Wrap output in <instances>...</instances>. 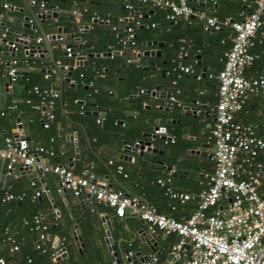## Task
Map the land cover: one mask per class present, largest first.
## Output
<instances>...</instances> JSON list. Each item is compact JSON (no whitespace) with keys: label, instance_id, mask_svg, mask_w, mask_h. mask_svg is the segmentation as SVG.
Masks as SVG:
<instances>
[{"label":"crops","instance_id":"0c3cea01","mask_svg":"<svg viewBox=\"0 0 264 264\" xmlns=\"http://www.w3.org/2000/svg\"><path fill=\"white\" fill-rule=\"evenodd\" d=\"M44 1L49 9L57 12L56 19L46 20L41 25L44 34L49 38L57 29L63 31L62 42L49 40L50 50L44 45L40 28H31L34 22L26 26L25 18L33 21L27 9L30 4L24 0H0V5L11 6L4 11L3 24L13 32L9 40L17 42L19 50L15 57L20 70L18 79L9 83L3 63L9 57L8 49L0 44V111H5V116L0 118V147L4 138L14 136L19 119L22 125L18 136L23 137L30 151L35 153L36 148L42 147L53 152L52 156L36 154L37 159L49 165L69 167L75 175L87 171L111 190L137 197L172 219L184 220L197 208L198 196L205 189L202 174L214 170L210 160L213 146L208 136L214 125L217 87L210 76L220 70L219 59L230 49L228 30L205 35L196 29L197 23L193 21H165L161 12L150 5H136L135 13H129L123 9L121 0ZM188 1L206 16L212 13L210 2H217ZM239 1L243 8H253V0ZM218 7L216 3L215 9ZM74 9L79 12L77 16L72 14ZM239 13H235L236 18ZM93 14L106 22H92ZM138 15H142L144 27H139L142 31L135 30L133 38L139 43L120 44L118 38L127 37L125 28L132 25L131 17ZM150 23H154L155 28H149ZM263 33L264 28L256 33L252 51L260 57L246 70L248 77L264 72ZM29 36L34 39H28ZM170 37H176V42L170 41ZM37 38L42 39L40 44L34 43ZM84 39L90 43L85 49L90 50L91 57L80 47ZM19 40L38 47L39 56L25 58V48ZM68 46L75 49L78 57L85 58V65H76L75 57H66L64 47ZM183 48L188 56L182 61L194 74L178 78L172 69ZM158 51L159 56L155 55ZM108 52L109 56L102 57ZM151 52L154 55L150 56ZM60 67L64 72L71 68L70 77L61 74ZM169 71L171 73L166 75ZM82 72L87 77L85 81L80 77ZM196 75L201 79L197 80ZM26 77H30L29 82L23 80ZM34 86L41 91L58 93L54 121L48 129L42 127L40 114L34 109L40 101L30 93ZM91 92L97 94L95 103L87 105L88 109L81 115L79 106L85 104ZM154 92L157 95H153ZM170 97H174L179 106L172 103ZM26 100L31 104H26ZM9 106L16 109H8ZM192 109L196 110L195 118L189 114ZM234 118L259 133L264 126V96H250ZM97 119L101 121L97 123ZM156 128H164L175 142L164 144L159 138L151 142L148 135H153ZM135 141L149 142L155 151L133 153L125 149L126 144ZM131 157L134 162L130 161ZM258 160L264 163L262 156ZM117 166L122 167L125 176L117 172ZM171 170L175 173L171 174ZM167 189L190 195L191 199L174 200ZM40 190L44 192L33 199L32 195ZM5 192L21 196L22 200L3 202ZM224 205L225 201L219 204ZM38 213L45 217L49 241L59 239L65 248V254L55 262L48 254L35 249L38 236L30 231L29 223ZM143 233L150 236L153 232L129 211L119 219L113 217L112 210L105 204L93 202L86 194L75 197L68 192L61 196L55 178L42 177L34 168L29 175L17 166L6 176L5 162L0 161V258L5 262L111 264L117 255L121 264H148L152 255L160 262L171 258V248L178 241L176 235L157 232L151 250ZM8 237L14 244L7 241ZM12 245L18 247L13 253L9 251ZM125 252L132 253L129 260ZM28 259L31 261L27 262Z\"/></svg>","mask_w":264,"mask_h":264},{"label":"built area","instance_id":"2783aa9c","mask_svg":"<svg viewBox=\"0 0 264 264\" xmlns=\"http://www.w3.org/2000/svg\"><path fill=\"white\" fill-rule=\"evenodd\" d=\"M121 2L123 9L129 13H135L136 5H150L162 12L165 20L171 23L181 19L196 20L208 33L228 30L227 40L230 42V49L219 59L221 69L214 76H210L215 80L217 87L214 125L208 136L213 146L210 160L214 170L210 174H202L205 189L198 196L197 208L184 220L177 221L158 213L155 207L137 197L123 191L111 190L87 171L75 175L69 167L49 165L44 160L37 159L36 154L52 156L51 150L38 147L34 153L28 149L23 137L18 136L21 121L16 122L17 130L14 136L4 138L3 146L0 147V161L5 162L6 176H10L17 166L34 168L42 177H54L58 192L65 190L75 197L86 194L93 202L105 204L110 208L113 217L123 219L129 211L133 217L147 224L153 233L161 232L178 237L177 243L171 248L169 260L160 262L152 255L148 264H264V163L258 160L260 156L264 158V126L258 133L251 125L237 123L234 118L235 113L242 110L250 96H264V72L254 78L246 75V70L260 57L252 52V48L256 33L264 28V0H253V8L247 6L246 11L239 13L238 19L227 17L223 21H219L213 15L206 16L192 7L188 0H121ZM29 4L36 9V15L42 16L51 11L44 0H29ZM215 6L214 2L212 12L215 11ZM10 8L7 3L0 5V44H5L8 49L9 57L3 63L8 82L14 83L20 76L18 58L15 57L19 48L16 41L9 40L13 32L3 24L4 11ZM72 14L77 16L79 12L74 9ZM141 18L142 15L131 17L132 25L126 26L127 37H120V44L135 45L134 27H144ZM91 21L106 22L96 14L92 15ZM28 23L32 24L33 21L30 19ZM148 26L155 28V24ZM81 30L84 31V28ZM62 40L63 37L58 39L59 42ZM41 41V38H37L34 43L40 44ZM84 44V41H81L80 47ZM29 47L25 48V58L30 55ZM64 51L68 58L78 56L71 46L64 47ZM37 53L32 56H39ZM186 57L187 51L183 48L172 69L178 78L194 74L192 68L182 61ZM262 57L264 58V53ZM170 73L171 71L166 72V75ZM196 79L200 80L201 76L196 75ZM30 93L39 97L40 101L34 109L40 114L42 127L48 129L50 123L54 121L53 109L58 93L41 91L36 86ZM170 101L178 105L174 97H170ZM26 104H31V101L26 100ZM12 108L16 109V106L8 107ZM4 116L5 111H0V118ZM100 121L101 119H98L96 122ZM155 138L163 140L164 144L175 142L172 136L162 133L160 129L153 131L151 142ZM140 146V141H135L124 147L129 152L139 153ZM148 148L153 149L151 143ZM130 161L134 162V158L131 157ZM116 169L119 174L124 175L121 166H117ZM174 173L175 171L171 170V174ZM166 181L169 183L170 179ZM43 192V190L35 192L32 198L36 199ZM167 193L179 202L191 199L190 195L176 194L170 189H167ZM15 200L20 201L22 197L5 192L3 202ZM221 201H225L224 206H219ZM45 221V217L40 213L32 218V230L38 233L35 249L43 254L49 253L55 262L66 251L59 239L56 242L49 241L48 225ZM7 241L14 244L9 237ZM17 249L16 245H12L9 251L13 253ZM131 256L132 253L128 252L126 259L129 260ZM0 264L9 263L0 258ZM111 264L121 263L113 260Z\"/></svg>","mask_w":264,"mask_h":264},{"label":"water","instance_id":"95a60500","mask_svg":"<svg viewBox=\"0 0 264 264\" xmlns=\"http://www.w3.org/2000/svg\"><path fill=\"white\" fill-rule=\"evenodd\" d=\"M192 1H195V0H192ZM24 2L28 4V3H29V0H24ZM27 9L29 10V13H31V16L33 17L32 19H33V22H34V23H33V26H31V28H34V27H38V28H40V30H41V34L43 35V36H42V37H43L42 39H43L44 45L46 46L47 49L50 50L49 40H58L60 37H63V35H62V32H63V31L59 28V29H57V33H56L55 35L50 36L49 38H47V36L44 34V32H43V30H42L41 25H42L46 20L56 19V18H57V12L51 10V11L47 12L46 14L40 16V15H36V12L34 11V9H33L32 7H30V8L27 7ZM29 20H30V19H29ZM29 20H28V18H25V21H27V22H26V23H27L26 26H28V21H29ZM15 36H16V35H14V37H15ZM28 39H34V38L31 37V36H29ZM19 43L22 44V45L24 46V48H27V47L30 46L29 49H30V55H31V56H32V54H34L35 52H39V51H38V47H36V46H32V45L30 44V42L27 41V40H19ZM86 53H87V57H91V56H92V55L90 54V50H86ZM109 55H110V53L108 52L107 54H103L102 57H103V56H109ZM144 55L146 56L147 53H145ZM149 55H150V56L154 55V52H151ZM155 55H158V56H159V51H158V52H155ZM74 57L78 60V64L76 63V65H85V64H86V63H85V58H84V57H78V56H74ZM138 57H140V54H138ZM58 71H59L61 74H66L68 77H70V75H71V68L68 69V72H64V68L60 67ZM68 81H70V80H68ZM71 87H73V85H71ZM155 91H158V88L155 89ZM153 95H157V94H155V92H154ZM166 97L169 99V94H167ZM186 109H187V108H185L184 110L186 111ZM188 113H189V112H188ZM188 113H187V114H188ZM189 114L192 115L193 118H195L196 115H197L195 109H192V110H191V113H189ZM18 121H20V120L18 119L17 122H18ZM156 129H160L162 133L166 134V131H165L164 128H156ZM167 135H168V134H167ZM148 136H149L150 138L153 137V135H148ZM169 136H170V135H169ZM140 143H141V146H140V148H139L140 153L143 152L144 150H146V151H148V150L155 151L154 149H150V148H148V147H149V144H150L149 142H143V141H140ZM22 170L25 171L26 173H28V174L30 175V174H31V170H32V168H31V167H22ZM13 172H14V170H13ZM31 177H32V179H33V176H31ZM46 177H47V176H45V178H46ZM42 180H43V179H42ZM59 193H60L61 196H63V195H65V194H67L68 192L65 191V190H62V191L59 192ZM107 223H109V222H107ZM143 235H144V238H145L147 244L149 245L150 249L152 250V245H154L155 240H156L157 237H158V233H157V232H154V233H152L150 236H147L145 233H143ZM125 253L127 254L128 252H125ZM146 259H147V258H146ZM114 260H115L116 262H118V263H121V261L118 259L117 255L115 256V259H114Z\"/></svg>","mask_w":264,"mask_h":264},{"label":"trees","instance_id":"16d2710c","mask_svg":"<svg viewBox=\"0 0 264 264\" xmlns=\"http://www.w3.org/2000/svg\"><path fill=\"white\" fill-rule=\"evenodd\" d=\"M217 6H219L218 8H216L215 9V11L214 12H212L211 13V15H213V16H215L219 21H223L225 18H227V17H232V18H234V19H238V17L236 18V16H235V13L236 12H243V11H246L247 10V8H243L242 7V5H241V1H239V3H238V0H217ZM189 4L192 6V7H194L195 8V6L193 5V4H191L190 2H189ZM210 5H211V9L213 8V6H214V3L213 2H210ZM221 7H222V9H221ZM155 10H157V9H155ZM157 12H160V11H158L157 10ZM161 14H162V16L164 17V14L161 12ZM234 15V16H233ZM165 19V18H164ZM166 21V20H165ZM193 21V23L195 22V23H197V27H196V29L197 30H199V31H201L203 34L205 33V35H207V33L208 32H206V31H204L203 30V28L200 26V24L198 23V22H196V20H192ZM168 22V21H167ZM170 23V22H169ZM151 24H154V23H150L149 25H151ZM156 26V25H155ZM149 27V26H148ZM150 28V27H149ZM139 31V30H141L142 31V28H139V27H134V31ZM224 30V29H223ZM221 31V30H220ZM220 31L219 32H210V33H215L216 35H218L219 33H220ZM170 41H174V43L176 42V40H177V38L176 37H174V38H172V37H170V39H169ZM168 40V41H169ZM118 42H119V38H118ZM135 42V45H137L139 42H138V39L137 40H135L134 41ZM84 46H83V48L85 49H88L89 48V46H90V43H89V41L87 40V39H84ZM86 49L84 50V52L86 51ZM81 52H83V50L81 51ZM253 52V51H252ZM187 56H188V54H187ZM221 69V68H220ZM81 79L83 80V81H85L86 80V76H85V74H84V72H82L81 74ZM78 76L79 75H77L76 77H75V79H77L78 78ZM80 79V80H81ZM23 80H26L27 82H29L30 81V77H26V78H23ZM33 86V85H32ZM31 86V87H32ZM74 87V86H73ZM27 88H29V87H27ZM28 90V89H27ZM26 90V91H27ZM97 98V94L95 93V92H91V93H88V95H87V97H86V101H85V104L83 103V104H81L80 106H79V108H80V114L81 115H84L85 113H84V111H86V109H88L87 108V105H89L90 103H95V102H93V100H95ZM55 102H56V100H55ZM77 105H79V104H77ZM85 105H86V107H85ZM92 105H95V104H92ZM53 112H54V109H53ZM94 120H96V118H94ZM98 120V119H97ZM50 127V126H49ZM14 202V201H13ZM33 218V217H32ZM32 220L30 221V223H29V228H30V231L31 232H34V233H36L37 234V236H38V233L37 232H35L34 230H32ZM37 251V250H36ZM46 254H48V256H49V258H50V254L49 253H46ZM31 260L30 259H28L27 260V262H30Z\"/></svg>","mask_w":264,"mask_h":264}]
</instances>
